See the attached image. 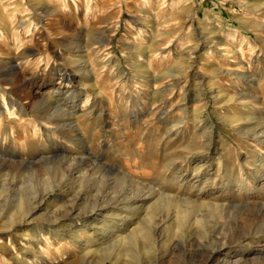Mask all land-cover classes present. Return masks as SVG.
Instances as JSON below:
<instances>
[{
  "label": "rangeland",
  "instance_id": "374dc122",
  "mask_svg": "<svg viewBox=\"0 0 264 264\" xmlns=\"http://www.w3.org/2000/svg\"><path fill=\"white\" fill-rule=\"evenodd\" d=\"M0 6V264H264V0Z\"/></svg>",
  "mask_w": 264,
  "mask_h": 264
},
{
  "label": "bare ground",
  "instance_id": "6f19581e",
  "mask_svg": "<svg viewBox=\"0 0 264 264\" xmlns=\"http://www.w3.org/2000/svg\"><path fill=\"white\" fill-rule=\"evenodd\" d=\"M0 8H1V6H0ZM49 9V8H48ZM54 9V8H53ZM14 11V10H13ZM40 14V13H39ZM263 15V14H262ZM14 18V17H13ZM16 20V19H15ZM28 21V20H27ZM2 22V21H1ZM23 24V23H22ZM14 27V26H13ZM38 29V28H37ZM7 30V29H6ZM3 32V31H2ZM4 34V33H3ZM211 37V36H210ZM207 40V39H206ZM219 49V48H218ZM231 53V52H230ZM18 59V58H17ZM6 60V59H5ZM24 60H25V57H24ZM4 61V60H3ZM4 63V62H3ZM6 63V62H5ZM7 64V63H6ZM168 74V73H167ZM246 98V97H245ZM5 107V106H4ZM10 109H8V111H9ZM55 118V117H54ZM67 118V117H66ZM56 119V118H55ZM54 119V120H55ZM45 120V119H44ZM66 120V119H65ZM53 121V120H52ZM60 121H62V120H60ZM48 123V122H47ZM50 123V122H49ZM62 125V124H61ZM61 125H59V127L61 126ZM57 126V125H56ZM65 126V125H64ZM55 127V126H54ZM58 127V126H57ZM73 128V127H72ZM54 129V128H53ZM62 129V128H61ZM73 140V142H78V141H80L78 138H73L72 139ZM50 142V141H49ZM78 144V143H77ZM84 148V147H83ZM4 161V160H3ZM24 163V162H23ZM21 164V163H20ZM230 182H232V181H230ZM13 183H14V181H13ZM227 183H229V181L227 182ZM11 187V186H10ZM138 189H139V187H138ZM141 189H142V187H141ZM143 190V189H142ZM142 190H140V192H142ZM145 190V189H144ZM148 190V193H146V194H144L145 196H152L153 194H154V191L155 190H152V189H147ZM51 191H53V189L52 190H49V189H45L44 191H42V192H40L39 193V195H38V198L39 199H42V198H44L47 194H49ZM139 191V190H138ZM147 192V191H146ZM143 193H145V192H143ZM143 195V194H142ZM164 199H166V200H168V201H170V200H172V198L171 197H167V196H162ZM127 198V197H126ZM152 198V197H151ZM125 201V200H124ZM194 202V201H193ZM167 203V202H166ZM174 203V202H173ZM199 203V202H198ZM248 206V205H247ZM262 213V212H261ZM154 217V216H153ZM166 221V220H165ZM161 222V221H160ZM164 225V224H163ZM84 227V226H83ZM149 227L150 228H152V230H156V229H159V227H160V224L157 222V220H155V219H152V215L151 214H149ZM252 228V227H251ZM150 235V234H149ZM39 236V234L38 235H35V238L36 237H38ZM116 236V235H115ZM151 236V235H150ZM75 237V236H74ZM77 237V236H76ZM151 238V237H150ZM153 239V238H152ZM151 239V240H152ZM156 239V238H155ZM155 239H153V241L155 240ZM79 240V239H78ZM156 241V240H155ZM78 243H80L81 245H83V243H84V241H78ZM87 243L84 245L85 247H87ZM244 248V247H243ZM22 250V249H21ZM22 251H25V249H23ZM226 262V261H225ZM263 262V261H262ZM21 264H24V262H21ZM224 264H227V263H224ZM228 264H230V262L228 263ZM235 264V263H234Z\"/></svg>",
  "mask_w": 264,
  "mask_h": 264
}]
</instances>
